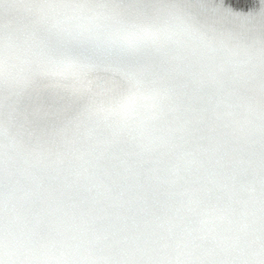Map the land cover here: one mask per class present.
Returning <instances> with one entry per match:
<instances>
[{
    "label": "clouds",
    "instance_id": "1",
    "mask_svg": "<svg viewBox=\"0 0 264 264\" xmlns=\"http://www.w3.org/2000/svg\"><path fill=\"white\" fill-rule=\"evenodd\" d=\"M9 237V227L7 223H5L2 228H0V264H9V257L13 251L10 247ZM215 258L220 259L219 257ZM147 259L148 257L141 255H126L107 252H101L92 255H74L58 258L60 264H66V262H70V264H87V262L89 261L97 262V264H132V262H140ZM166 259H170L174 262H179V264H182L183 261L189 259L196 261H204L208 259H213V257L191 256L188 254H183L167 257Z\"/></svg>",
    "mask_w": 264,
    "mask_h": 264
}]
</instances>
